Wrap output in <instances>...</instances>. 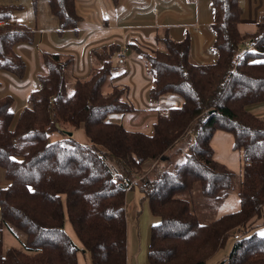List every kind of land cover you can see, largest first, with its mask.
I'll use <instances>...</instances> for the list:
<instances>
[{
	"label": "trees",
	"instance_id": "obj_1",
	"mask_svg": "<svg viewBox=\"0 0 264 264\" xmlns=\"http://www.w3.org/2000/svg\"><path fill=\"white\" fill-rule=\"evenodd\" d=\"M48 2L60 29L77 27L76 0ZM211 5L215 63L192 59L188 35L175 41L164 32L150 53L134 47L148 63L149 97H183L180 106L157 111L151 134L113 119L136 110L128 87L112 83L116 43L91 50L97 64L85 77L74 74L71 55L42 52L44 72L16 119L13 95L0 96V166L8 182L0 188V264H78L80 251L90 264H127L126 193L135 187L156 218L147 264H208L231 238L225 264H264V236L254 225L264 208V116L247 109L264 101V16L245 31L239 0ZM14 8L0 3V71L21 78L26 62L17 47L33 43L34 31L13 21ZM81 127L87 144L74 138ZM217 130L233 135L239 174L214 159ZM230 193L240 209L215 218ZM5 228L24 232L22 248L4 247Z\"/></svg>",
	"mask_w": 264,
	"mask_h": 264
},
{
	"label": "crops",
	"instance_id": "obj_2",
	"mask_svg": "<svg viewBox=\"0 0 264 264\" xmlns=\"http://www.w3.org/2000/svg\"><path fill=\"white\" fill-rule=\"evenodd\" d=\"M239 5L242 30H254L264 16V0H239ZM36 12L38 13L33 43H24L17 47L18 53L26 62L25 74L21 78H13L10 77L13 75L0 71V74H6L8 78L5 79H9L10 84L12 80L14 83L7 94L18 96L20 99L15 97L11 105L15 119L26 106H29L28 94L38 87L37 76L42 74L44 69L41 58L44 51L50 54L71 55L74 61V74L85 77L91 67L97 64L91 59V50L111 43L118 44L120 53L114 57L116 70L112 83L128 87V99L136 108L131 113L134 116L132 118L140 127L128 126L132 115H126L122 121L125 128L147 134L153 132L156 115H149L148 109L151 110L156 104L149 97L151 78L148 74L147 60L134 47L150 52L158 46L157 37L166 32L175 41H182L187 35L190 37L191 57L195 62L212 64L218 58V52L213 46L215 33L211 27L214 17L211 0H119L118 4L113 0H76V13L80 20L76 28L70 29L59 28V20L52 14L51 9L50 11L45 9L43 13L37 8ZM41 23L44 26L38 29L37 24ZM124 47H128L129 50L122 56ZM71 85L73 86L72 83ZM106 91H110V87H107ZM21 102L24 105L19 109L20 112L16 113L15 109ZM247 109L255 115L264 116V101L249 105ZM83 133L81 127L73 133L74 138L82 143ZM233 144V135L223 130H217L210 142L214 159L239 174L241 155L239 150L233 148ZM136 188L138 187L129 189L126 193L127 264H147L150 227L156 218L150 211L148 201L141 191H135ZM130 207H133L131 212ZM239 209L238 195L230 193L214 210V216L219 218ZM130 213H133L131 217ZM254 225L264 227V208L262 218ZM65 231L77 243L76 240L79 239L68 221L65 223ZM25 241L24 232L4 229V247L22 248ZM79 243L77 244L82 247ZM77 257L78 264H90L87 253L80 251Z\"/></svg>",
	"mask_w": 264,
	"mask_h": 264
},
{
	"label": "rangeland",
	"instance_id": "obj_3",
	"mask_svg": "<svg viewBox=\"0 0 264 264\" xmlns=\"http://www.w3.org/2000/svg\"><path fill=\"white\" fill-rule=\"evenodd\" d=\"M0 3L1 4H12V5H15L16 8H14V11H13V20H17L18 23H22V24H26L28 27H30V29H32L33 31H35L36 29V25H35V20H36V16H37V9H40V11L42 10V12L44 13L45 12V9H47L48 11H50L49 9V2L48 0H40L36 3V6H34V3H33V0H0ZM36 9V10H35ZM16 22V23H17ZM42 26H44L42 23L41 24H37V28L38 29H41ZM40 32V31H39ZM38 33V32H35V34ZM141 53H150L149 51H146V50H141ZM44 72V69L43 71ZM6 74H0V96H4L7 94L8 90L10 89V86L11 84H14L13 83V80L10 84V80L9 79H5V78H8L7 76H5ZM8 75V74H7ZM10 76V75H9ZM10 77H13V78H16L14 76H10ZM4 86V87H3ZM69 88H72V85L68 86ZM109 87L108 85L105 86V90L106 88ZM18 95V94H17ZM14 97V96H13ZM18 100L19 97L18 96H15ZM14 97V99H15ZM154 101V100H153ZM20 101H18L19 103ZM156 106L154 108H152L151 110H149V115H154L157 113L158 110H166L168 108H172V107H178L182 104L183 102V97L180 96L179 94H166V95H163L161 96V98L157 101H154ZM24 105V103H20L18 107H16L15 111L16 113L20 112V108L21 106ZM18 110V111H17ZM15 113V114H16ZM133 113V112H132ZM126 115H132L130 116V122L128 123V126L130 128H139L140 126L137 125V123H135V120H133L134 116L133 114H124V116H117V117H113V119L115 121H119L123 124L124 126V123H123V118L126 116ZM133 117V118H132ZM151 117V116H150ZM149 118V117H148ZM147 118V119H148ZM147 121V120H146ZM78 129L74 130L73 133H75V131H77ZM83 137H84V140L82 141L83 144H87L88 143V140H87V137L84 135L83 133ZM7 180L5 179V171L4 169L0 166V188L5 186L7 184ZM135 191H140L139 188H136ZM131 197V194L130 196ZM127 205V203H126ZM131 208L133 207H130V212H131ZM133 215V213H130V217ZM132 220V219H131ZM202 220H204L202 218ZM8 229V228H7ZM9 230V229H8ZM238 230H233L232 231V234L234 232H237ZM255 231L259 234V235H262L264 236V227L263 225H259L256 227ZM235 236V235H234ZM77 243H79V240H76ZM233 238H231L230 240L227 241V243L225 244V246L223 248H221L216 254L215 256L210 259V261L208 262V264H221L222 262H224L226 256L228 255V253L230 252L231 250V247H232V243H233ZM80 244V243H79ZM225 264V262L223 263Z\"/></svg>",
	"mask_w": 264,
	"mask_h": 264
},
{
	"label": "built area",
	"instance_id": "obj_4",
	"mask_svg": "<svg viewBox=\"0 0 264 264\" xmlns=\"http://www.w3.org/2000/svg\"><path fill=\"white\" fill-rule=\"evenodd\" d=\"M129 50V48L128 47H124V49L122 50V56H124L125 55V53H126V51H128ZM125 185L127 186V187H131L132 186V184L131 183H129L128 181H125ZM235 239H237L238 237H239V235L238 234H235Z\"/></svg>",
	"mask_w": 264,
	"mask_h": 264
},
{
	"label": "water",
	"instance_id": "obj_5",
	"mask_svg": "<svg viewBox=\"0 0 264 264\" xmlns=\"http://www.w3.org/2000/svg\"><path fill=\"white\" fill-rule=\"evenodd\" d=\"M224 262H222L221 264H223Z\"/></svg>",
	"mask_w": 264,
	"mask_h": 264
}]
</instances>
